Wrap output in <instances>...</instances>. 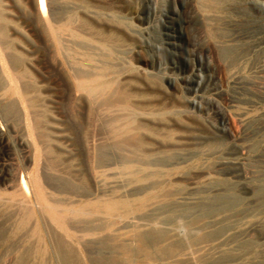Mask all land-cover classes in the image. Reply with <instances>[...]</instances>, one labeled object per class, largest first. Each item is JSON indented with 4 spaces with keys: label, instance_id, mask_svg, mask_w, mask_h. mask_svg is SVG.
Returning <instances> with one entry per match:
<instances>
[{
    "label": "rangeland",
    "instance_id": "1",
    "mask_svg": "<svg viewBox=\"0 0 264 264\" xmlns=\"http://www.w3.org/2000/svg\"><path fill=\"white\" fill-rule=\"evenodd\" d=\"M45 5L41 12L38 0H0L42 115L36 134L22 117V106L17 128L1 115L0 125H10L8 134L19 136L24 150L37 148V165H44V157L37 156L42 143L61 163L55 165L57 184H66V190L54 184L41 198L54 207L73 206L78 215L57 213L67 224L58 228L68 236L63 241L62 232L52 227L51 243L60 238L72 244L80 264H264V140L258 147L254 143L264 124L251 123L243 110L258 98L264 113V0L237 4L243 30L258 37L250 47L254 73L244 84L229 79L194 0H45ZM69 10L81 36L95 42H100L95 32L116 38L115 50L95 54L100 65L110 67L106 79L131 95L139 151L158 161L146 165L147 180L125 171L120 148L108 143L109 134L99 126L104 114L94 111V93L75 81L71 70L73 62L79 66L84 59L82 52L71 57L51 35L48 26L64 20ZM165 18L176 46L165 44ZM63 38L76 46L68 33ZM10 147L0 152H11ZM28 155L19 152L22 162H30ZM230 203L239 206L221 208ZM84 217L95 225L90 228Z\"/></svg>",
    "mask_w": 264,
    "mask_h": 264
},
{
    "label": "bare ground",
    "instance_id": "2",
    "mask_svg": "<svg viewBox=\"0 0 264 264\" xmlns=\"http://www.w3.org/2000/svg\"><path fill=\"white\" fill-rule=\"evenodd\" d=\"M241 2L242 0H194V4L205 24L206 33L209 38H211V47L215 50L217 57L225 66L224 68L228 71L227 73H230L229 79L233 78L235 80L234 82L244 84L246 78H248L250 73L253 72L254 66H251L250 64V47L258 37L255 36L256 34H246L241 26L243 22V13L237 8V4ZM38 3L40 11H44L46 8L45 0H38ZM243 10L246 11L245 8ZM3 14L4 13L0 10V115L5 116L6 123L10 120V124L14 123L17 128V123L20 121L22 115L20 106L25 107L26 110L24 109L25 113L22 117H27L29 119L30 122L28 127L32 130V134H34L38 130V121L42 119V115L38 112L36 107V101H38L36 85L31 79L28 70L24 67L23 58L21 54L17 52L14 42L8 34V23H6ZM165 15L167 20L172 18V15L167 12ZM166 18L163 20V24L167 28L169 26H167ZM75 21L74 11L69 10L64 20H61L58 24H50L51 26L49 25L48 27H51V35L53 34L55 36L62 51L69 53L72 55L71 57H74L73 53L77 50L82 52L81 54L84 56L82 62L79 63V66L73 62V71L71 70L72 68L70 69L76 78L75 81L79 85L88 87L92 93H94L93 98L96 108L94 111H97L98 108L100 110V112H98L101 113L102 111L104 114V118H102L101 115V118L97 117L98 119H102V125H99V123L98 125L101 127L103 126L105 131H107L104 132L109 134L110 141H108V143L111 144V146L120 148L119 156L123 160L125 171L136 176L138 179L147 180V178H151V174L145 172L146 165H149L150 167V164L157 163L158 161L153 157L143 155L139 151L141 139L138 135L137 126L134 123L135 112L130 107L131 95L125 88L119 90L114 82L106 79V71L109 70L110 67L106 64L100 65L95 54V50L108 52L110 49H114L115 45L112 42H114L113 40L116 38L112 35L101 37L100 34L95 32L94 34L100 41L95 42L93 39L81 36L77 32V27L74 25ZM64 33H68L71 36L76 46H69L63 38ZM80 33L82 32L80 31ZM166 35L165 44L172 47L176 46L177 43L174 40L172 28H167ZM67 59L69 60V58ZM69 67H71V64ZM50 88L51 87L48 89ZM242 103L245 104L247 102L244 100ZM259 104L260 100L257 98L254 103L250 102L249 105L251 107L249 109L245 108L243 110H246L245 112L248 114L251 123L263 125L264 113L260 110ZM41 106L44 109L43 105ZM51 107L52 105L50 106V109ZM98 112L94 113L98 114ZM97 118L94 117L91 119L94 120ZM6 126V128H3V126L0 125V148L3 146H11L10 148H12V150L11 152H0V264H80L74 253L75 251L71 249L70 245L72 244L66 243L67 241L65 243L63 242L64 238H66L65 236L68 235H64L62 232L63 230L61 231L62 228H59L61 226L66 228L67 224L65 225V221L62 220L64 218L61 219L56 216L57 213L74 216L78 211H76L73 206L69 207L67 204V206L55 205L57 207H54L48 202L49 200L45 201L41 198V196L44 197L43 193L45 189L54 187V184L56 185L57 181L60 182V176H58V178V174L55 173V169L58 168L55 165L58 162L56 161L57 163H55L52 157H50V149L47 146L48 144L45 145L44 143L43 148L42 143V154L37 156L38 158L40 156V160H42V157L45 159L43 158L42 160L44 165L39 162L40 167L41 165L43 166L39 168V165H37V162L35 161L36 156L34 157V150L37 148L35 149L33 147V151H31V148L30 150H24V145L19 141V136L17 137L18 139L15 136H10L8 134L10 125L8 124ZM42 127L44 126L42 125ZM24 128H26V124ZM26 132H28L27 129ZM22 135L24 134L22 133ZM27 135L29 137L30 134H26L25 136ZM106 136L105 140L108 139ZM35 139L36 141L38 140L37 137ZM263 140L264 133L261 138L255 140V147L261 145ZM100 144L101 146L99 149L102 150L103 143ZM98 145L99 144L96 143V146ZM245 150V146L243 144L240 145L239 152L242 155L245 154ZM19 152H21L22 156L24 154L23 157H26L29 152L30 162H22L20 158L23 157H19ZM95 154L96 153H94V155ZM54 157L56 158V156ZM95 160L94 162H96ZM60 183H58V188L66 190V184L62 183L61 186ZM237 206H239L238 203H230L221 208L236 209ZM260 210L264 211V197ZM82 213L86 214V212ZM80 219L83 218L79 217V220ZM86 219L84 221H87ZM65 220L67 221V219ZM89 220L93 221L88 218V221ZM134 221L137 220L135 219ZM54 222H57V227L53 224ZM77 222L81 223L82 221H78L77 219ZM58 223L61 225L59 228ZM68 223H70V221ZM94 225L95 223H89L90 228ZM52 227L57 228L56 230L62 232L59 236L64 235L63 241L60 238H57L56 243H51L50 239L54 234ZM87 227L84 229L87 230ZM90 228L88 230H90ZM43 237L46 239V242ZM55 259L57 261L56 263Z\"/></svg>",
    "mask_w": 264,
    "mask_h": 264
}]
</instances>
